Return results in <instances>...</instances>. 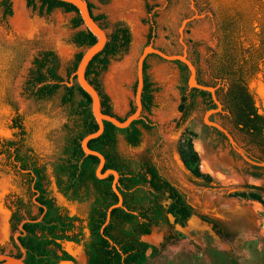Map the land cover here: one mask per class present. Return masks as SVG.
I'll return each instance as SVG.
<instances>
[{
    "label": "rangeland",
    "instance_id": "1",
    "mask_svg": "<svg viewBox=\"0 0 264 264\" xmlns=\"http://www.w3.org/2000/svg\"><path fill=\"white\" fill-rule=\"evenodd\" d=\"M10 1L13 14L4 16L0 0V150L2 142L17 140L18 130L12 127L11 120L19 112L27 131L24 153L36 157L46 167L49 196L57 209H66L69 216L83 219L82 242L73 247L64 242L75 261L60 264H88L81 245L90 238L86 218L94 197L84 202L67 199L57 187L55 171V163L65 157L71 138L82 124L77 110L83 96L77 91L73 102L63 104L64 85L53 97L38 98L29 92L27 84L36 58L46 51L56 54L59 75L65 81L71 79L77 55L87 49L79 46L74 37L85 26L75 27L77 13L73 11L55 8L47 13L44 8L41 12L40 0L34 6L29 5V0H20L19 6L16 0ZM91 2L94 14L106 15L104 26L108 34L119 25H125L131 33L128 51L112 57L99 78L113 112L121 118L127 117L135 106L137 62L145 46L151 43L153 22V45L168 54H182L186 46L188 57L195 61L197 79L212 82L221 76L218 61L224 56L223 27L234 38L232 42L243 47L249 43L253 22L260 18L259 10H264V0H129L125 9L119 0ZM114 4L119 6L114 9ZM17 9L25 20L23 25L16 19ZM186 19L190 20L183 29L181 42L180 28ZM146 63L156 91L155 106L150 112L143 110V116L157 129L143 130L142 142L135 147L120 134L118 150L126 159L155 163L163 175L178 185L195 214L185 226L175 223L170 216V226L155 227L145 236L160 249L156 254L149 250L145 264H264V178L254 177L229 140L204 121L209 108L200 95L193 96L190 103L182 99L191 89L185 81L190 72L183 63L157 54L148 55ZM125 69L126 74L122 73ZM73 84L79 85L77 79ZM250 88L259 112L264 115L263 73L252 78ZM181 104L191 106L186 122L179 125ZM210 119L227 129L234 128L221 115L212 114ZM234 137L244 150L261 157L263 147L239 135ZM190 148L198 155L193 168L198 167L202 176L185 164ZM18 167L12 158L0 154V252L11 255L24 254L19 240L23 223L40 221L45 216L36 200L32 176L20 172ZM235 192L256 194L258 198L235 196ZM14 211L20 220H12ZM201 216L217 223L221 234ZM162 235L164 239L159 241L156 236ZM167 239L165 249H161Z\"/></svg>",
    "mask_w": 264,
    "mask_h": 264
},
{
    "label": "trees",
    "instance_id": "2",
    "mask_svg": "<svg viewBox=\"0 0 264 264\" xmlns=\"http://www.w3.org/2000/svg\"><path fill=\"white\" fill-rule=\"evenodd\" d=\"M35 1L29 0V5L34 6ZM40 1L42 3L41 12L44 8L47 13H51L55 8H63L67 12L73 11L77 13L74 18L75 27L84 25L75 5L60 0ZM87 1L94 19L105 29L106 15L94 14L93 3L91 0ZM98 1L107 2L109 0ZM1 5L4 7V16L13 14L10 0H2ZM259 36L258 45L246 42L247 44L245 43L243 47H239L232 42L234 38L227 34L222 54L224 56L218 61V71L221 76L215 77L222 81L217 80L214 84L198 81L203 85L216 87L217 97L222 103L223 114L221 116L229 119L234 127L229 128L230 133L264 148V115L258 112L254 94L250 88V81L261 71L260 64L264 62V31ZM108 37L104 49L91 60L86 75L90 83L99 91L102 111L124 120L126 117L121 118L113 112L110 97L104 92L99 78L101 73L107 70L112 57L128 51L132 38L125 25H119L108 34ZM154 37L155 23L153 22L149 35L150 42ZM74 40L79 46L88 47L95 44L97 38L85 28L76 33ZM82 56V52L77 55L74 71ZM184 67L189 70L186 64ZM147 69L145 60L142 104L143 110L150 112L155 106L156 88L147 74ZM189 75L185 76L187 84ZM68 82L70 79L65 81L58 73L56 54L53 51H46L36 58L35 68L27 84L29 92L38 98H51L64 85L63 104L73 102L77 91L83 96L77 110V114L82 116V124L77 134L71 138L65 157L55 163V171L57 187L67 199L84 202L94 197L86 218V227L90 233L89 240L84 244L88 264H145L148 251L151 250L152 254H156L160 249L145 241L143 236L150 235L155 227L170 226V216L174 218L175 223L185 226L195 214L194 207L188 202L178 185L164 176L155 163L150 160L126 159L119 153L120 134L124 135L129 145L135 147L142 142L143 130L149 132L156 130V124L146 116L133 121L125 129L104 121V132L99 137L90 140L88 145L92 150L104 155L106 163L102 173L108 169L119 172L118 190L123 197V207L113 208L110 220L105 225L110 207L119 201V196L113 190L114 175L99 178L96 173L100 163L99 157L86 155L82 148L81 142L84 137L96 132L99 126L92 113L90 95L81 86L76 84L69 86ZM217 84H220V88H217ZM195 95H200L209 109L217 107L212 94L198 88L186 91L182 99L190 103ZM190 106V104L188 106L181 104L182 115L179 125L184 124L189 117ZM135 109L136 106H133L130 114ZM11 121L12 127L18 130V138L15 141L2 142L0 154L12 158L14 163L19 164L20 172H26L27 176H32L33 188L37 195L36 200L40 211L45 212L42 220L32 219L25 221L22 225L19 240L27 251L25 261L27 264H60L62 261H75V257L64 249L63 242H82L83 219L77 215L69 216L66 209H57L55 200L48 193L46 167L41 165L36 157L27 152L24 153L27 131L22 115L16 112ZM216 130L227 138L223 132ZM190 150V157H185V164L194 174L202 176L199 168H193L192 165L198 160V155L191 148ZM245 152L254 160L264 161V150H262L261 157L251 154L248 149H245ZM245 163L250 166L249 172L254 177L264 178V166L247 161ZM234 195L258 198L256 194L249 195L246 192H235ZM164 201H169V203L165 204ZM201 219L212 223L217 232L221 234L217 223L203 216ZM12 220H20L17 211L12 213ZM166 241L168 242V239L161 244V249H165Z\"/></svg>",
    "mask_w": 264,
    "mask_h": 264
},
{
    "label": "water",
    "instance_id": "3",
    "mask_svg": "<svg viewBox=\"0 0 264 264\" xmlns=\"http://www.w3.org/2000/svg\"><path fill=\"white\" fill-rule=\"evenodd\" d=\"M60 1L68 2L70 4L75 5L78 8V11H79L81 18L83 19L85 28L88 29L89 31H91L95 35V37L97 38L96 43L91 45V46H88L87 49L83 52V56H82L81 60L79 61L78 65H77V69L73 73V75L70 79V82H68V85L69 86L73 85V80H74V78H76L79 86H81L83 88V90L86 91L90 95L91 100H92V113H93V115H94V117L98 123V126H99L98 130L96 132L88 134L82 140L81 145H82V148H83L85 154L86 155H94V156L99 157L100 163L96 169V173H97V176L99 178H106L110 174L114 175L113 190L119 196V201H118V203H116L115 205L110 207V209L108 211V218H107L105 225L110 220L111 210L115 207H123V197H122L120 191L118 190V182H119L120 174H119V172H117L114 169H108L104 173H102V170H103L105 163H106V159H105L104 155L102 153H100L99 151L92 150L89 147L88 143L90 140L99 137L104 132V129H105L104 121H109V122L113 123L116 127L121 128V129H125V128L129 127L133 121L138 120V119L143 117L142 93H143V88H144V63H145L147 56L150 54H157V55H159V56H161L167 60H171V61L177 60V61H180V62L186 64L188 66L189 72H190L189 80H188L189 87L209 91L212 94V97H213V99L217 105L216 108H211L206 112V114L204 116V121L208 125L215 127L218 130H220L221 132H223L226 135V137L228 138L232 148L238 154H240L245 161H247L248 163H251V164L264 166V161L261 162V161L254 160L245 152V150L241 146H239L235 137L230 133V131L226 127H224L222 124L210 119V116L212 114H215V113L221 111L222 103L217 98L216 87L209 86V85H203V84L199 83V81L197 79V67L193 63V61L188 57L186 46H185V50L183 51L182 54H168L165 51H163L162 49L155 47L153 45V42H151L150 44L145 46V48L143 49V51H142V53L138 59V62H137L138 80H137V87H136V92H135V106H136L135 111L132 114H130L129 116H127L124 120H121L118 117H115L113 115L105 114L102 111L101 97H100L99 91L96 89V87L94 85H92L90 83L89 79L87 78L86 72H87V68H88L91 60L99 52H101L104 49V47H105V45L109 39L108 33L101 26V24L94 19L93 14L91 12V9L89 7V2L87 0H60ZM189 20L190 19L184 20L182 23V26L180 28L181 42H183V29ZM105 225L103 226V228L105 227ZM102 231H103V229H102ZM22 248L24 250V254L21 256H15V255L0 252V264H27L25 261L27 251L23 246H22Z\"/></svg>",
    "mask_w": 264,
    "mask_h": 264
},
{
    "label": "flooded vegetation",
    "instance_id": "4",
    "mask_svg": "<svg viewBox=\"0 0 264 264\" xmlns=\"http://www.w3.org/2000/svg\"><path fill=\"white\" fill-rule=\"evenodd\" d=\"M264 7V5L262 6V9H264L263 8ZM255 10V12L258 10V9H254ZM260 11V18L257 20V21H254L253 22V25H254V27H253V29H252V31H250V39H249V43L248 44H250V43H256V45H258V42H259V35H261L262 34V31H264V10H259ZM263 12V13H262ZM222 34H223V38H224V44H226V35H227V33H226V31H224V27H223V32H222ZM246 38V37H245ZM246 41V40H245ZM224 48H225V45H224ZM224 50V49H223ZM260 68H261V73H263V75H264V70H263V68H264V62L263 63H261L260 64ZM259 73V72H258ZM217 80H219V81H222V79H218V78H214V80L212 81V82H207V83H210V84H214L215 82H217ZM218 81V82H219ZM220 88V84H217V88ZM226 90V89H225ZM253 93V92H252ZM254 94V93H253ZM217 95V94H216ZM218 98V97H217ZM254 98H255V95H254ZM255 105H256V98H255ZM256 107H257V105H256ZM258 108V107H257ZM223 109H221V111H219V112H217V113H215V114H217V115H222L223 114V111H222ZM258 112H259V110H258ZM224 117V116H223ZM223 125V124H222ZM224 126V125H223ZM225 127V126H224ZM215 128V127H214ZM217 129V128H216ZM229 130V129H228ZM220 131V130H219ZM165 176V175H164ZM168 178V177H167ZM73 216H75V215H73ZM78 216V215H77ZM85 244V243H84ZM65 249V248H64ZM15 256H21V255H15ZM27 263V262H26Z\"/></svg>",
    "mask_w": 264,
    "mask_h": 264
},
{
    "label": "crops",
    "instance_id": "5",
    "mask_svg": "<svg viewBox=\"0 0 264 264\" xmlns=\"http://www.w3.org/2000/svg\"><path fill=\"white\" fill-rule=\"evenodd\" d=\"M88 214H89V213H88ZM145 236H148V235H145ZM145 236H143V239H144L145 241L151 243L150 241H148L147 239L144 238ZM156 238L159 239V241H160V240L163 241V239H164V235H162L161 238H160V236H156ZM64 242L71 244V247H73L75 244H79V243H75V242H73V241H64ZM64 242H63V247L65 248V250L68 251L71 255L74 256V254H72V252L69 250L68 246H64ZM80 243H81V242H80ZM151 244H153V243H151ZM153 245L158 246V245H156V244H153ZM81 251L84 253L85 257L88 258L87 254H86V252H85V245H84V243L81 245ZM151 253H152V251H151ZM63 262H68V261H63Z\"/></svg>",
    "mask_w": 264,
    "mask_h": 264
},
{
    "label": "bare ground",
    "instance_id": "6",
    "mask_svg": "<svg viewBox=\"0 0 264 264\" xmlns=\"http://www.w3.org/2000/svg\"><path fill=\"white\" fill-rule=\"evenodd\" d=\"M17 1V6H19V3H20V0H16ZM121 3H122V9H123V7H124V9H125V7H127L128 6V3H129V0H119ZM119 3V2H118ZM120 4V3H119ZM115 5V4H114ZM118 5V4H117ZM117 5H115L114 6V9H116V7H118ZM117 10H119V8L117 9ZM17 20H18V22H19V24L20 25H23L24 23H25V20L22 18L23 16H22V13L21 12H19L18 11V9H17ZM140 31V30H139ZM137 33V32H136ZM122 73H127V71H126V69L125 70H123V72ZM5 234V233H4Z\"/></svg>",
    "mask_w": 264,
    "mask_h": 264
}]
</instances>
